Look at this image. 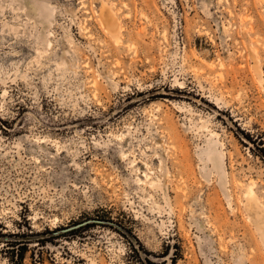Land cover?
Wrapping results in <instances>:
<instances>
[{
  "label": "rangeland",
  "instance_id": "1",
  "mask_svg": "<svg viewBox=\"0 0 264 264\" xmlns=\"http://www.w3.org/2000/svg\"><path fill=\"white\" fill-rule=\"evenodd\" d=\"M248 184L264 0H0V264H264Z\"/></svg>",
  "mask_w": 264,
  "mask_h": 264
},
{
  "label": "bare ground",
  "instance_id": "2",
  "mask_svg": "<svg viewBox=\"0 0 264 264\" xmlns=\"http://www.w3.org/2000/svg\"><path fill=\"white\" fill-rule=\"evenodd\" d=\"M96 12L101 26L112 33L115 37H118L117 35H119L121 28L113 10H111L109 6L104 4L102 5L100 11ZM209 141L207 140V146L203 148L202 154L210 163L219 168V157L221 153L219 151V148L217 147L216 142L213 141L209 143ZM143 175L145 177V180H147L148 174L146 172H143ZM139 181L141 180L137 178L138 183ZM156 181L150 180V182L148 183H150V185H156ZM244 191L246 197V199H244L246 201L243 207L248 213V217L251 220L250 222H252L255 225L256 229L259 231L260 238L264 244V203L259 201L255 191L253 190L252 184H248L247 189H244Z\"/></svg>",
  "mask_w": 264,
  "mask_h": 264
}]
</instances>
